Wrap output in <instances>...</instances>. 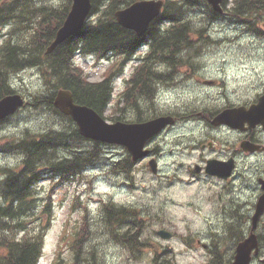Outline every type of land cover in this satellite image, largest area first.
Wrapping results in <instances>:
<instances>
[{"label": "trees", "instance_id": "16d2710c", "mask_svg": "<svg viewBox=\"0 0 264 264\" xmlns=\"http://www.w3.org/2000/svg\"><path fill=\"white\" fill-rule=\"evenodd\" d=\"M134 1L91 0L90 14L97 16L88 19L78 32L49 54L45 50L63 21L71 0H63L58 5H42L33 12L34 20L29 24H22L29 20L26 18L29 8H23V14L16 17L13 7L0 5V26L15 17V26L21 23L18 28L21 29L19 35L15 37L12 33L8 34L0 44V98L14 92L11 86L12 75L26 67H35L47 93L34 95L26 105L35 109L47 106L57 117V121H63L58 123L61 126L57 128L45 131L24 129L19 135L13 134L0 140V152L20 157L15 165L0 167V264H38L43 254L44 236L48 226L40 223L30 226L26 220L29 213L41 219L37 213L35 184L46 175L57 177L56 184L72 180L99 157L100 143L97 141L90 150H72L70 156L61 154L66 148H78L79 140L83 138L70 117L62 115L53 107L52 100L56 90H70L76 103L91 107L104 116L112 99L111 79L114 72L121 70L140 45L149 43L150 50L143 57L142 66L172 65L183 63L182 58L189 57V53H182L181 50L201 49L212 42L210 37L205 36V21L208 23L215 19L217 13L210 9L206 0H165L160 14L142 36H137L121 26L114 16L116 10ZM196 4L207 6L203 18L191 14V9ZM226 4L227 0H223L224 8ZM227 11L230 17L246 22L248 28L255 31L256 21L264 13V0H233ZM163 22L168 24L162 28ZM77 53L92 55L96 61L104 58L111 60L100 81L88 79L85 70L75 61ZM130 92L131 90L126 93L127 96ZM130 105L136 112L139 111L137 101L130 102ZM148 114L141 111V114H136V120H142ZM109 117L113 120L122 119L121 116L114 117L113 113ZM74 140L76 142H70ZM127 159L125 163L128 165H117L112 169L130 174L132 162L130 158ZM50 197L51 194L40 213L50 215ZM115 207L110 201L103 205V218L109 229H113L112 225L123 219L122 208L118 207L117 210ZM86 217L85 214L82 218V228ZM75 234L74 258L78 259L80 253L77 247L82 234ZM62 238H66L65 231ZM59 257L60 253L57 254L55 264H61ZM77 263L83 264L79 261Z\"/></svg>", "mask_w": 264, "mask_h": 264}, {"label": "rangeland", "instance_id": "374dc122", "mask_svg": "<svg viewBox=\"0 0 264 264\" xmlns=\"http://www.w3.org/2000/svg\"><path fill=\"white\" fill-rule=\"evenodd\" d=\"M10 1L12 0H0V4ZM62 1L18 0L13 9L16 17H20L23 14L21 12L23 8H29L26 16L29 20L22 23L29 24L34 20L33 12L37 8L46 3L58 5ZM196 7L200 10V16L207 10L205 5H202V9L195 5V11L198 10ZM16 17L11 19L12 29L9 33L14 34L15 37L21 32V29H18L21 23H17L15 26ZM213 24L211 28H208V31L215 41L200 49L209 50L206 53L207 56L204 57L207 63L206 73H227L231 89L246 84L254 86L257 75L261 72L264 74V39L247 31L244 25L226 18H221V21H215ZM261 25L264 26V22ZM7 30H9L8 27H3L0 31L4 33ZM140 51L143 52L144 49ZM75 61L83 67L91 81L100 80L109 63L106 59L97 62L94 56L82 54H77ZM133 64V62H129L127 67L129 68ZM11 84L16 92L21 93L25 98H32L39 93H47V88L36 68H26L15 73L11 77ZM119 85L116 82L115 94H117ZM109 113L110 109L106 111L105 116L108 121H112L108 117ZM57 120V117L47 106L41 109L25 107L9 119L0 121V140L18 134L26 128L32 131H45L56 127V123H63V121ZM175 133L177 131L168 132L167 137L162 141L169 140ZM70 142L74 143L76 140ZM94 145L96 144L92 140H79L78 148H66L61 151V154L70 156L72 150L87 151ZM169 146V144L164 146L166 152L159 174H153L146 166L145 161L141 160L133 165L131 176L117 175L110 170V166L122 157V160L127 158L125 149L120 146L102 144L100 145V156L92 166L84 171L82 183L73 181L56 184L50 176L41 180L35 188L37 208L40 209L44 206L51 194V213L50 215L39 213L41 219L30 213L26 217L27 224L30 226L39 224L40 221L43 226H48L44 237L43 254L38 264H52L58 253L63 258L64 264H70L72 254L68 245L69 237L72 230L77 228L82 214V210L77 206L76 196L78 194L81 195L80 200L90 203L89 220L92 221L90 222V231L94 233L88 238V244L81 247L82 257L87 258L90 253L89 248L96 245V258L101 260L102 264H154L153 254L156 255L157 262L160 264H205V251L202 248H190L187 238L190 236L193 238L195 231L203 230L199 228L200 225H204L206 215L208 216L210 211V190L216 189L217 186L211 183L209 178L189 173L187 165L197 158L196 150H184L171 154L168 151ZM18 161V155L0 152V167L11 166ZM124 178L128 180L124 181ZM87 180L91 181L92 186L89 192H84ZM128 182L131 184L129 185ZM51 190H53L52 193ZM109 197L116 202L138 207L148 224H152L138 239L141 243L143 240L146 242L140 260L127 259L123 254L125 249L112 239L98 219L100 205L98 200ZM72 207H75L74 211ZM160 225L173 233L170 239L159 238L155 233ZM64 231L67 232V239L62 238ZM125 252L128 256L129 251ZM85 264L90 263L85 262ZM253 264L262 263L256 260Z\"/></svg>", "mask_w": 264, "mask_h": 264}, {"label": "flooded vegetation", "instance_id": "af4514ba", "mask_svg": "<svg viewBox=\"0 0 264 264\" xmlns=\"http://www.w3.org/2000/svg\"><path fill=\"white\" fill-rule=\"evenodd\" d=\"M181 51L189 53L187 63L134 65L117 76L123 88L126 81H132L128 101L143 103L145 99L154 116L169 114L174 118L173 124L148 140L150 155L145 163L152 158L161 168L166 144L171 154L196 150L197 158L187 165L189 173L209 178L217 187L210 190V211L199 228L203 230L187 239L188 246L205 251V264L231 263L238 244L254 233L258 247L256 253L252 251L251 264L256 260L264 264V74L257 75L254 86L231 89L226 74L206 73L204 57L208 50ZM251 105H256V113L247 121ZM225 110L229 111L228 121L215 122ZM175 131L169 140L162 141L168 132ZM208 161L231 170L223 176L207 173ZM258 206L262 210L255 218ZM133 207L123 211L118 225L124 229L122 243L117 244L125 249L127 259L135 261L142 258V251L129 242L135 239L143 245L138 239L151 225L142 213L135 215ZM130 249L133 251L128 252ZM152 257L157 259L155 254Z\"/></svg>", "mask_w": 264, "mask_h": 264}, {"label": "water", "instance_id": "95a60500", "mask_svg": "<svg viewBox=\"0 0 264 264\" xmlns=\"http://www.w3.org/2000/svg\"><path fill=\"white\" fill-rule=\"evenodd\" d=\"M214 9L221 11L219 2L221 0H208ZM163 0H139L129 6L118 10L115 13L117 21L124 27L132 29L137 35H141L147 28L149 22L159 14ZM90 0H72L71 7L62 25L56 31L54 40L48 46L46 52H51L59 43L76 33L84 24L90 9ZM23 99L19 94H9L0 98V119L14 113L18 107L23 105ZM54 105L63 113L71 115L78 124L81 135L104 142L120 143L127 147L134 160L146 155L148 150H144L145 141L157 133L165 125L172 123L170 117H158L141 123H124L116 121L108 123L92 108L85 105L76 104L69 90H59L54 98ZM250 113H256L255 105L251 107ZM225 112H222L217 120L227 121ZM150 166L154 172L155 163L152 161ZM198 170V167H196ZM229 173L231 168L208 161L206 171L218 176H223L225 171ZM262 208H259L255 215L258 217ZM158 234L164 238L170 237V232L159 230ZM255 235L251 234L246 240L237 247V253L231 264H249L250 253L256 247Z\"/></svg>", "mask_w": 264, "mask_h": 264}]
</instances>
